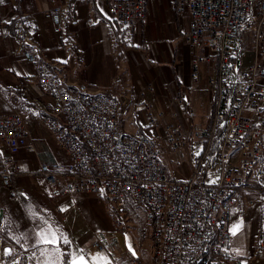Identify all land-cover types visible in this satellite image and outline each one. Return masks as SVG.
Segmentation results:
<instances>
[{"label": "built area", "instance_id": "obj_1", "mask_svg": "<svg viewBox=\"0 0 264 264\" xmlns=\"http://www.w3.org/2000/svg\"><path fill=\"white\" fill-rule=\"evenodd\" d=\"M102 1L120 28L142 27L149 0ZM175 10L190 18L183 39L190 48L195 85L203 62L212 59L205 47L216 54L208 80L215 95L208 122L189 129L167 124L162 141L141 130L129 132L124 119L133 111H145L154 127L166 113H157L127 89L92 92L56 65L41 62L34 49H24L23 58L37 67L40 85L54 100L41 121L69 157L67 163L42 162L39 172L54 196L66 198L54 207L60 215L74 208V193H91L148 224L154 244L150 264H254L237 253L230 225L235 208L256 204L250 195H260L264 202V0H176ZM69 11L68 3L52 11L55 32H63ZM245 33L252 34L250 64L245 61ZM0 144L9 150L0 158V177L11 187L13 174L22 173L15 155L37 149L22 114L0 115ZM185 164L190 176L178 179ZM5 229L0 206V264L15 256L27 264L29 253L7 241ZM256 250V258L264 259V226ZM125 264L139 262L131 257Z\"/></svg>", "mask_w": 264, "mask_h": 264}, {"label": "crops", "instance_id": "obj_2", "mask_svg": "<svg viewBox=\"0 0 264 264\" xmlns=\"http://www.w3.org/2000/svg\"><path fill=\"white\" fill-rule=\"evenodd\" d=\"M66 3L70 11L63 18L64 30L55 32L51 13ZM175 3L176 0H149L141 28H120L112 19L109 4L102 0L0 2V115L22 114L37 147L35 152L23 150L15 155L22 173L13 174L11 187L3 185L0 177L5 238L29 253L27 264H50L48 253L42 252H51L53 246L37 243L40 234L49 228L70 242L61 240L59 244L64 254L60 256L62 264H68V253L79 254L81 250L89 264L100 257L104 261L99 264H125L131 257H136L139 264H150L154 244L151 227L129 210H115L107 203L101 218L90 222L78 201L88 199L87 213L91 214L103 205L91 193H74V208L62 215L54 211L66 198L54 196L39 172L42 162H63L53 135L41 121V114L54 105V100L40 85L37 67L23 58L22 50L34 49L41 62L56 65L63 75L76 83L84 82L92 92L127 89L151 103L157 113L165 112L157 127L150 124L145 111H133L124 121L129 132L141 130L162 141L167 124L189 129L191 125L207 123L215 102L208 80L216 67V54L205 47L212 59L203 62L200 83L195 85L190 48L183 39L190 18L179 16ZM247 41H252L251 33L244 34V47ZM245 58L247 64L252 62V54ZM8 154L9 150L0 144V158ZM1 167L0 163V170ZM243 206L246 205L235 208L234 216H242ZM42 207L45 215L41 214ZM234 221L240 222L236 218ZM263 226L264 211L258 238ZM95 240L99 246L93 245ZM235 249L241 253L242 248ZM245 258L255 262L253 257ZM8 264L22 263L15 256Z\"/></svg>", "mask_w": 264, "mask_h": 264}, {"label": "rangeland", "instance_id": "obj_3", "mask_svg": "<svg viewBox=\"0 0 264 264\" xmlns=\"http://www.w3.org/2000/svg\"><path fill=\"white\" fill-rule=\"evenodd\" d=\"M244 48L245 50H247L246 57H249V55L252 54V41L251 42L247 41L245 43ZM55 148H56V152L60 154L61 157L60 159L63 161L62 163H67L69 161V157L67 156V154L60 148L58 147ZM164 155H165L164 159L167 162L168 167L173 171L174 170L173 165L169 162V157L166 155V152L164 153ZM183 170L185 171V173L181 172V170L177 171L176 177L178 179H186V177L190 176V167L188 166V164L184 165ZM95 196H97L103 201V205L102 207L97 206V208L94 209L95 211H93L91 214L87 213V210H89L88 208L89 200L88 199L85 200L83 198L78 201L82 209L81 210L82 213L87 216V219L90 222H96L99 218H101L102 212L104 211V207L107 205L106 200L102 196H98V195ZM248 198L257 200L256 204L254 206H243L241 209L242 216L237 217V215H235L233 216L231 221V229L234 226L236 225L240 226L243 223V225L239 227V230L234 235V248H242L241 253H239L240 255L245 257L250 256L251 258L253 257L255 259L254 262L255 264H263L264 260L260 258H256L257 256L256 248H257V240L261 227V220L263 217L264 204L262 203V199L260 198V195H250ZM234 217L236 219H239L240 222L234 221L235 219Z\"/></svg>", "mask_w": 264, "mask_h": 264}, {"label": "snow or ice", "instance_id": "obj_4", "mask_svg": "<svg viewBox=\"0 0 264 264\" xmlns=\"http://www.w3.org/2000/svg\"><path fill=\"white\" fill-rule=\"evenodd\" d=\"M0 2H3V0H0ZM239 227H240L239 225H236L231 229V232L233 235L237 233V231L239 230ZM61 240H63L65 244L70 243L66 237H63L62 235H57V233L51 230V228L42 232L40 234L39 239L37 240L38 244H45V245L53 246L51 252H49L48 249H45L44 252H42V254L48 253L50 264H62V261H60V256L64 254L61 253L59 249V244ZM11 251H12L11 249H8L7 253L11 254ZM53 255H55V259H52ZM68 255L70 257L68 264H89V261L85 259V256L82 250L80 251L79 254L72 252V253H68ZM100 261H104V258L103 257H100L99 259L93 258V264H99ZM104 264H108V262L105 261Z\"/></svg>", "mask_w": 264, "mask_h": 264}, {"label": "water", "instance_id": "obj_5", "mask_svg": "<svg viewBox=\"0 0 264 264\" xmlns=\"http://www.w3.org/2000/svg\"><path fill=\"white\" fill-rule=\"evenodd\" d=\"M8 249H10V247H6V249H5V250L7 251Z\"/></svg>", "mask_w": 264, "mask_h": 264}, {"label": "bare ground", "instance_id": "obj_6", "mask_svg": "<svg viewBox=\"0 0 264 264\" xmlns=\"http://www.w3.org/2000/svg\"><path fill=\"white\" fill-rule=\"evenodd\" d=\"M254 206V205H253Z\"/></svg>", "mask_w": 264, "mask_h": 264}]
</instances>
